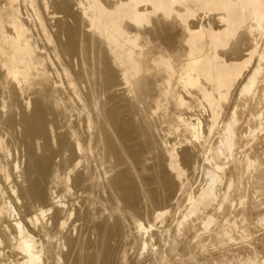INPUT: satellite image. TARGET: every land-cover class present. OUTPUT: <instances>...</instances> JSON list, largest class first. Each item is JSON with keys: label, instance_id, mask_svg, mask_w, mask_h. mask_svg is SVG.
I'll use <instances>...</instances> for the list:
<instances>
[{"label": "bare ground", "instance_id": "6f19581e", "mask_svg": "<svg viewBox=\"0 0 264 264\" xmlns=\"http://www.w3.org/2000/svg\"><path fill=\"white\" fill-rule=\"evenodd\" d=\"M262 188L264 0H0V264H264Z\"/></svg>", "mask_w": 264, "mask_h": 264}, {"label": "rangeland", "instance_id": "374dc122", "mask_svg": "<svg viewBox=\"0 0 264 264\" xmlns=\"http://www.w3.org/2000/svg\"><path fill=\"white\" fill-rule=\"evenodd\" d=\"M251 185L254 187L253 184H251ZM249 186H250V185H249ZM253 187H252V188L250 187L251 189H249V191H251V190H253V189H256L255 187H254V188H253ZM263 189H264V188H262L261 192L263 191ZM253 191H254V190H253ZM251 192H252V191H251ZM261 195H262V196H261ZM260 196H261L262 198H264V193H263V192H262V194L260 193ZM260 196H259V198H260ZM259 227H260V226H257L256 229H258ZM262 231H263V230H261V232H262ZM257 232H258V231H257ZM259 233H260V231H259ZM257 234H258V233H257ZM127 249H128V248H126V250H127ZM126 250L124 249L121 253L125 252ZM129 251L131 252L130 248L126 251V252H127V253H126V256H129V254H130ZM128 252H129V253H128ZM146 254H148V257L150 256L148 252H145V255H146ZM132 255H133V256L135 255V254H133V251H132L131 255H130L129 257H127V260H128V258H129V260H130V257H132ZM145 255H143V256H145ZM143 256H141V257H143ZM146 256H147V255H146ZM146 256H145V257H146ZM129 260H128V261H129Z\"/></svg>", "mask_w": 264, "mask_h": 264}]
</instances>
